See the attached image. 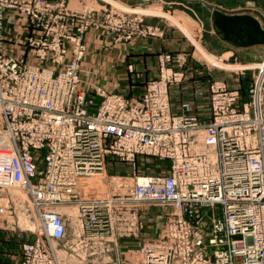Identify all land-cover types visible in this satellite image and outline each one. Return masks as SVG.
<instances>
[{"label": "built area", "instance_id": "built-area-1", "mask_svg": "<svg viewBox=\"0 0 264 264\" xmlns=\"http://www.w3.org/2000/svg\"><path fill=\"white\" fill-rule=\"evenodd\" d=\"M62 5L0 0V194L24 191L40 228L21 264H60L51 244L67 233L65 205L76 207L83 237L96 242L114 234L118 217L135 218L142 203L173 206L164 236L143 250V264H264V62L247 100L226 82L211 83L208 122L172 111L170 88L185 74L169 64L183 65L180 55H163L160 75L140 101L104 88L93 97L82 85L86 46L68 30L69 21L88 29L92 13ZM4 8L22 12L40 32L23 42L38 63L6 51ZM132 12L115 8L105 21L117 15L114 25L127 39L158 34ZM183 106L192 109L190 102ZM137 154L170 160L169 173L116 182L108 173L113 158L133 161ZM217 205L223 217H213L208 232L201 209ZM208 234L209 244L225 246L213 256Z\"/></svg>", "mask_w": 264, "mask_h": 264}, {"label": "rangeland", "instance_id": "rangeland-1", "mask_svg": "<svg viewBox=\"0 0 264 264\" xmlns=\"http://www.w3.org/2000/svg\"><path fill=\"white\" fill-rule=\"evenodd\" d=\"M51 1L62 3V8H67L70 12L83 13L88 10L87 12L92 13L91 15L94 20L90 27L84 31L78 30V24L73 25L71 21H69L68 24V30L72 34L82 36L83 38V42L86 46L84 58L87 52L85 35L91 30H99L105 34H110L117 42H129L138 36H161L163 33L161 24H168L169 26L178 28L189 42V51L182 56V58H184V64L180 66V64L176 62L179 68H174L184 72L183 68L187 62V57H190L189 59L199 62L204 66L207 72H212L215 74V77L217 76L216 80H212L211 83L214 81H223L227 83L226 80H223L224 76L230 77L231 80L233 76V78L237 80V84L242 87L244 85V88L247 87L248 89L245 94L241 88H237L242 92L243 101L249 98V89L260 73V68L258 66L264 62V45L248 48L231 45L234 47L233 49L235 52L232 57L230 56V53H226L225 55L212 53L205 44V38L211 31L206 16L197 8L188 7V4H186L184 0H175L177 1L175 4H172L174 0H144V3L140 4L137 8H132L121 0H81V3L79 0H72L71 4H69L70 0ZM208 1L213 5H222L233 12L251 13L253 16H256L264 28V0ZM162 6L164 8H162ZM115 8H123L128 11H133V14H138L139 17H142L143 19V27L154 26L159 29L158 34H140L135 35L131 39H127L124 33V28H119L114 25V22L117 20V15L112 17V22L105 21L109 12L113 11ZM187 15L193 16L196 21L188 18ZM27 18L28 17L22 12L15 11L12 8H4L2 19L3 41L7 52L10 54H20L21 56H24L28 62L36 64L39 61L35 57L32 47L27 46V49L24 48L23 42L27 41L30 37H38L40 32L28 26L29 20ZM148 19H157V22H148ZM180 24L184 25L181 26ZM21 25L25 28V31H21L20 27L18 28V26ZM33 29L35 31H33ZM128 30L129 28L126 27V33ZM68 45L70 46V44ZM210 53L217 58L216 61H214L215 59L210 58ZM166 54H171L173 56L180 55L172 53ZM166 54H160L159 56L160 70L161 58ZM172 63L173 62L169 65ZM158 77L152 79H157ZM150 80H148V82ZM229 83H231V81ZM99 88L104 87L96 85L90 91L87 90V92L90 96L94 97V92ZM122 95L133 102L140 101L142 98ZM38 153L39 156L37 157V163L40 168H43L45 166L44 156L47 153V149H42ZM111 163L112 164H110L108 170L109 175H116L123 181L134 184L133 179L124 177L134 175L143 176L147 174L166 175L169 173L167 167L170 164V160L160 159L152 155L137 154L133 161L113 158ZM116 164H118L117 167L113 166ZM8 199L9 202L7 201ZM32 206L33 205L30 203L27 194L20 189H7L0 194V231L8 236L7 243L9 245H7L8 248L5 247V249L8 250L10 255H6L8 254L4 252L6 250L0 247V264H21L25 260V245L35 243L39 238V221L37 219L35 208L33 209ZM172 209V205L142 203L137 209V215L135 218L124 219L118 217L116 219L115 231L111 237L105 240L92 242L85 240L83 237L76 207L71 204L65 205L63 210L65 211L66 216L67 233L64 238L52 241L51 248L53 252L51 253H53L55 257L56 255L58 256L60 264H143V250L149 240H160L164 236L165 226L168 222V214ZM32 211L34 214L33 217L31 214ZM201 214L207 225V231L210 232L213 228V217L219 219L223 217L222 206L217 205L214 207H205L201 209ZM22 217H27L26 219L33 218V224L32 222L29 224L26 220H22ZM130 227H132V229H130ZM209 237L208 234L206 236V244L208 253L213 256L215 255L216 250L223 249L225 246H214L209 244ZM46 244L48 245V242H46ZM15 256H20V261L16 262ZM4 257L6 259L9 258L10 261L4 262Z\"/></svg>", "mask_w": 264, "mask_h": 264}, {"label": "crops", "instance_id": "crops-1", "mask_svg": "<svg viewBox=\"0 0 264 264\" xmlns=\"http://www.w3.org/2000/svg\"><path fill=\"white\" fill-rule=\"evenodd\" d=\"M79 1L81 3V0ZM184 1L188 4V7H195L206 16L208 25L211 28V31L205 38L206 47L212 51V53L223 55L230 53L232 57L235 52L233 49L234 47L231 45H238L225 40L224 37L217 32L212 14L216 8L226 12L233 11L222 5H213L209 3L208 0ZM71 2L72 0L69 1V4H71ZM163 2L166 3L165 1ZM176 2L177 1L174 0L172 4ZM125 3L132 8H137L140 4L144 3V0H127ZM162 8L164 7L162 6ZM187 17L196 21L191 15H187ZM147 21L157 22V19H148ZM161 25L163 29L161 36H138L129 42H117L110 34H105L99 30L87 32L85 35L87 52L82 61L81 73L83 87L90 91L96 85H101L111 93H122L128 97L141 98L145 92L148 80L156 78L159 75L160 54H180L182 57L189 51V42L178 28L169 26L168 24ZM180 25L183 26L184 24ZM19 27L21 31H25L22 25L18 26V28ZM263 45L264 44L253 46ZM214 57L215 56L210 53V58L216 61L217 58ZM189 58L190 57H187V62L183 68L185 73L183 82L170 88L172 110L175 114H197L201 121L208 122L210 120V84L212 80H216L217 76L215 77V74L212 72H207L204 66L199 62H195ZM171 65L175 68H179L176 62H173ZM223 80L227 81L229 87L241 88L246 94L248 90L247 87L244 88V85L242 87L237 84V80L233 78V76L232 80L228 76H224ZM230 81L231 83H229ZM95 99L100 101L101 97L95 96ZM186 102L192 104V109L189 111L183 106ZM113 166L117 167L118 164ZM7 239L8 236L0 231V247L4 248V250H6L5 247L8 248L7 245H9ZM4 252L8 253V250ZM6 255L10 256L9 253ZM3 259L4 262L10 261L9 258L6 259L4 257ZM20 259V256H17L15 260L18 262Z\"/></svg>", "mask_w": 264, "mask_h": 264}, {"label": "water", "instance_id": "water-1", "mask_svg": "<svg viewBox=\"0 0 264 264\" xmlns=\"http://www.w3.org/2000/svg\"><path fill=\"white\" fill-rule=\"evenodd\" d=\"M127 1V0H121ZM214 25L225 40L241 47L264 44L261 22L247 12H226L216 8L212 14Z\"/></svg>", "mask_w": 264, "mask_h": 264}, {"label": "bare ground", "instance_id": "bare-ground-1", "mask_svg": "<svg viewBox=\"0 0 264 264\" xmlns=\"http://www.w3.org/2000/svg\"><path fill=\"white\" fill-rule=\"evenodd\" d=\"M255 17H256V16H255ZM113 179L116 180V182H119V183H120V182H126V181H123L120 177H117V176H114ZM31 214H32V217H33V215H34V214H33V211L31 212ZM26 218H27V217H26ZM26 218L22 217V220H24V221L26 220V222L29 223V224H30V222L33 221V218H32V219H29V218L26 219ZM21 222H23V221H21ZM23 224H24V223H23ZM32 224H33V222H32ZM28 226H30V225H28Z\"/></svg>", "mask_w": 264, "mask_h": 264}]
</instances>
